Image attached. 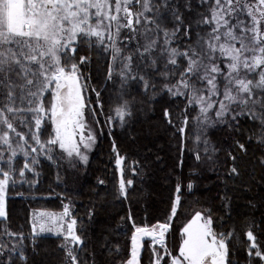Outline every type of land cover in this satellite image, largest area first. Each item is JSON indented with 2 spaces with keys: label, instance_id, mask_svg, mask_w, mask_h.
I'll return each instance as SVG.
<instances>
[{
  "label": "snow or ice",
  "instance_id": "1",
  "mask_svg": "<svg viewBox=\"0 0 264 264\" xmlns=\"http://www.w3.org/2000/svg\"><path fill=\"white\" fill-rule=\"evenodd\" d=\"M101 61L105 86L116 88L121 101L103 121L101 92L91 83V66ZM134 85L149 100L164 94L183 104L176 105L175 117L164 109L179 137L180 166L192 152L195 161L216 171L217 156L225 150L212 143L209 130L239 135L244 119L258 125L255 138L264 144V0H0V264H28L29 247L34 253L46 233L62 238L64 264H96L85 225L70 204L58 213L33 212L26 234L11 229L8 201L12 193L24 195L15 192L17 186L39 182L45 161L58 170L87 165L102 123L118 120L123 126L132 117L135 98L125 97ZM188 141L195 147L188 149ZM113 151L120 173L117 198L126 199L133 180L125 179V157L115 143ZM236 151L247 154L245 144L234 140L225 185L240 176ZM259 162L264 165V157ZM193 187L187 185L189 191ZM220 200L228 215L230 197L225 193ZM180 204L178 194L164 222L133 221L130 255L114 264H142L146 248L148 264H239L232 258L238 235L224 230L227 220L214 217L211 208L196 211L184 224L178 249L168 246ZM245 236L247 256L264 261L251 228ZM102 248L121 254L119 244Z\"/></svg>",
  "mask_w": 264,
  "mask_h": 264
},
{
  "label": "trees",
  "instance_id": "2",
  "mask_svg": "<svg viewBox=\"0 0 264 264\" xmlns=\"http://www.w3.org/2000/svg\"><path fill=\"white\" fill-rule=\"evenodd\" d=\"M104 71L103 61L91 66V83L101 92L104 113L102 121L107 116L114 115L113 109L121 102L116 88L111 84L105 86ZM129 92L131 95L125 98H135L132 117L123 126L118 120L111 126L102 123V134H98L88 164L81 166V179L75 186L77 188L72 189L69 184L60 189L54 183L48 162H44L41 168L47 186L40 190L28 185L17 186L15 191L24 195L17 197L12 193L8 201L11 229L29 233V211L33 207L56 209L63 203L70 204L72 215L85 225L87 249L95 253L96 264H114L115 260H125L130 255L133 221L137 226L164 222L179 194L181 204L168 234V246L171 249H178L181 241L179 230L191 214L198 209L211 208L214 217H224L227 220L224 230L235 229L238 235V251L232 258L239 264H249L250 260L255 262L256 259L252 260L247 256L245 249L248 241L245 233L251 228L257 237V243L264 249V165L259 162L264 157V144L257 143L255 138L259 131L258 125L247 119L242 120L239 135L223 128L209 130L212 143L225 150L217 156L219 163L216 171L210 170L211 165L202 166L195 161L192 152L184 154V162L180 166L178 161L181 157L177 149L179 137L173 135L175 129L166 122L164 109L171 108L175 117L183 104L179 100L173 102L164 94L149 100L142 94L140 86H132ZM148 95L151 96V93ZM90 98L94 105L95 94L90 93ZM234 140L245 144L247 154L239 151L233 153L239 157L240 176L227 179L225 185L224 173L231 166L226 158L227 150L231 149ZM113 143L117 152L125 157V179L133 180L126 199L117 198L118 176ZM192 144L188 141L187 148L191 149ZM135 162H139L138 167ZM129 166L136 167L138 174H133ZM99 181L104 183L100 184ZM190 182L194 185L191 191L187 188ZM177 184L181 186L180 193L176 192ZM55 190H59V195L54 194ZM34 193L38 194L33 195ZM46 193L47 196H44ZM225 193L230 197L228 215L221 207L220 200ZM90 212L93 213L91 220ZM129 212L131 221L128 219ZM145 241L150 243L149 238ZM61 242L62 238L56 236L39 237L35 252L31 247L28 249V264H64V252L58 247ZM106 242L111 245L119 244L121 254L109 255L102 248ZM149 258L150 252L146 248L141 254L142 264H148ZM259 263L264 264V261L259 260Z\"/></svg>",
  "mask_w": 264,
  "mask_h": 264
},
{
  "label": "rangeland",
  "instance_id": "3",
  "mask_svg": "<svg viewBox=\"0 0 264 264\" xmlns=\"http://www.w3.org/2000/svg\"><path fill=\"white\" fill-rule=\"evenodd\" d=\"M94 147V146H93ZM195 147V145L194 144H192V147H191V149L192 148H194ZM92 150H93V148H92ZM92 150L90 151V152H88V155H90V153L92 152ZM193 154V153H192ZM194 157V156H193ZM117 158V157H116ZM116 158H115V160H116ZM46 163H47V161H45ZM20 163H22V161L20 162ZM114 164H115V161H114ZM18 166H19V164H18ZM81 166H83V165H79L77 168H75V169H72V168H68L67 166H65L64 168H62V169H56L54 166H52V165H50V171H51V173H52V177H53V180H54V183H56L59 187H60V189H63V186H65V187H68V185L70 184V186H71V188L72 189H75V188H77V187H75L77 184H78V182L80 181V179H81ZM115 166H116V164H115ZM202 166H204V165H202ZM116 170H117V176H118V181H119V175H120V173H119V169H118V167L116 166ZM57 171H59V176H60V179L59 180H57ZM40 172H41V175H40V177L38 178V180H39V182L35 185V186H33L32 188H37V190H40V189H42L44 186H47V182H46V180L44 179V177H43V173H42V170L40 169ZM31 178V177H30ZM80 183V182H79ZM27 186V184H25L24 185V187H26ZM73 186V187H72ZM79 186V185H78ZM23 191V190H22ZM58 191L59 190H55V191H53L54 192V194H58L59 195V193H58ZM15 192H19V191H15ZM38 193H34L33 195H37ZM39 195H43V194H41V193H39ZM14 196H17V195H15V193H14ZM30 196V195H29ZM44 196H47V193L46 194H44ZM17 197H21V196H17ZM30 197H33V196H30ZM34 198V197H33ZM174 202V201H173ZM64 204H66V203H63L62 205H60L59 206V208H56V209H49V208H47V207H42V206H40V207H33V208H31L30 209V211H29V228H30V221H31V217H32V214H33V212H36V211H50V212H61L62 211V209H63V205ZM173 204V203H172ZM203 210V209H202ZM196 211H201L200 209H198V210H196ZM196 211H194L192 214H191V216H190V218L188 219V220H190L191 219V217L195 214V212ZM187 220V221H188ZM187 221L185 222V223H187ZM184 223V224H185ZM184 224L182 225V227L184 226ZM182 227H181V229H182ZM181 229L179 230L180 231V234H181ZM133 231H134V227H133V229H132V233H133ZM42 236H56V235H54V234H52V233H46V234H43ZM57 237V236H56ZM146 239V238H145ZM181 239H182V237H181ZM247 239V238H246ZM130 248H131V243H130ZM252 264H260L259 263V259L257 258L256 260H255V262H253Z\"/></svg>",
  "mask_w": 264,
  "mask_h": 264
}]
</instances>
